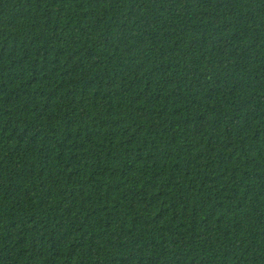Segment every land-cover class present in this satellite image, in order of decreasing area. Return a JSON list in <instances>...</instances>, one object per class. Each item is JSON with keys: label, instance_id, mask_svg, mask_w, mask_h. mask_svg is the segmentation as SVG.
I'll list each match as a JSON object with an SVG mask.
<instances>
[{"label": "trees", "instance_id": "1", "mask_svg": "<svg viewBox=\"0 0 264 264\" xmlns=\"http://www.w3.org/2000/svg\"><path fill=\"white\" fill-rule=\"evenodd\" d=\"M0 264H264V0H0Z\"/></svg>", "mask_w": 264, "mask_h": 264}]
</instances>
